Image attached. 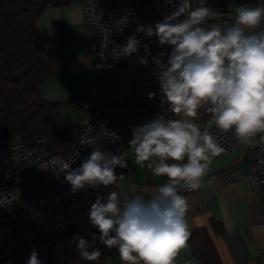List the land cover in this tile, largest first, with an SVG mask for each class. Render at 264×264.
Listing matches in <instances>:
<instances>
[{
    "label": "clouds",
    "instance_id": "1",
    "mask_svg": "<svg viewBox=\"0 0 264 264\" xmlns=\"http://www.w3.org/2000/svg\"><path fill=\"white\" fill-rule=\"evenodd\" d=\"M206 4L207 0H199V6L193 7L191 0H179L174 11L154 26H137L136 32L171 47L166 62L163 53L153 58L154 75L162 104L181 118L158 115L136 126L129 146L136 164L147 162L151 173L167 177V182L147 198L119 191L98 195L88 218L99 236L91 233V241L78 235L72 238L85 261L100 258L98 239L108 249L118 250L122 264H175L191 235L186 219L189 203L180 191L200 189L213 158L225 151L212 129L233 132L240 143L254 145L258 135L264 142V28H260L264 6H236L233 22L224 25L209 23L218 20L220 13ZM141 43L134 34L119 51L125 57L137 54L138 63L147 65L151 50L144 45L145 55L139 56ZM201 110L210 116L204 125L195 122ZM113 139L119 138L113 134ZM94 143L86 132L81 144ZM78 156L76 152L72 159L53 165L64 173L73 193L87 187L109 188L124 179L116 168L128 167L125 153L93 147L72 168ZM11 202L12 198H0V205ZM26 264H42L35 249Z\"/></svg>",
    "mask_w": 264,
    "mask_h": 264
},
{
    "label": "built area",
    "instance_id": "2",
    "mask_svg": "<svg viewBox=\"0 0 264 264\" xmlns=\"http://www.w3.org/2000/svg\"><path fill=\"white\" fill-rule=\"evenodd\" d=\"M193 7L199 0H191ZM179 0H81V24L87 40L94 45L101 63L129 64L136 68L132 80L131 93L120 101L106 99L98 89H90V100L80 107L76 122L79 124L77 136L58 150L50 152L44 137H37L34 147L21 141L0 143V198H12L10 204L0 205V264H26L31 251L35 249L43 261L57 241L62 230L74 226L83 236H90L98 230L91 225L88 212L98 195L115 191L104 186L87 187L75 193L64 180V173H58L53 165L75 157L72 168L78 167L93 150L98 147L109 153V147L121 145L127 132L137 122H150L158 115L166 117L172 113L154 75L153 58L163 55L166 62L170 46H160L156 37L147 38L136 32L137 26H154L174 11ZM249 6H264V0H249ZM231 5V6H229ZM220 13L218 20L209 23L230 24L234 20L231 0H207ZM136 35L142 40L138 55L144 56V45L151 54L148 64L138 63L137 54L125 57L119 51L127 39ZM154 96L149 98V94ZM174 114V113H172ZM195 121L207 123L210 116L201 110ZM89 133L95 140L92 145L81 144ZM218 142L225 149L219 156H227L244 146L251 156L246 179L251 191L257 195L264 191V142L259 135L255 144L240 143L233 132L227 134L212 129ZM113 134L119 139H113ZM259 223L258 226H263ZM97 244L105 251V245Z\"/></svg>",
    "mask_w": 264,
    "mask_h": 264
},
{
    "label": "crops",
    "instance_id": "3",
    "mask_svg": "<svg viewBox=\"0 0 264 264\" xmlns=\"http://www.w3.org/2000/svg\"><path fill=\"white\" fill-rule=\"evenodd\" d=\"M231 2L234 17L236 6L250 4L249 0ZM36 24V40L40 45L51 48L63 43L65 51L74 54L79 63L77 70L55 72L40 86L42 98L62 104L61 114L68 122H76L80 107L90 100V89H98L101 96L115 101L131 93L136 68L100 62L81 24V0L46 8ZM260 28H264V23ZM180 118L173 114V119ZM145 123L135 122L119 146L120 153L127 156L128 167L116 169L117 175L123 174L124 179L109 189L147 198L167 182V177L153 175L147 162L135 163L129 141L133 138V129ZM250 160L244 146L227 156H217L200 189L180 191L189 203L186 219L191 233L199 227L207 229L221 264H264V224L258 226L264 223V191L255 195L250 189L246 179ZM106 264H122L115 247L106 250ZM175 264H196L189 244L179 253Z\"/></svg>",
    "mask_w": 264,
    "mask_h": 264
},
{
    "label": "trees",
    "instance_id": "4",
    "mask_svg": "<svg viewBox=\"0 0 264 264\" xmlns=\"http://www.w3.org/2000/svg\"><path fill=\"white\" fill-rule=\"evenodd\" d=\"M69 2L0 0V143L18 140L32 148L36 138L41 136L46 140L48 151L53 152L79 133V124L70 123L62 116L61 103L50 102L40 95L44 79L55 72L79 68L77 57L67 53L63 43L46 48L36 40V21L42 12ZM201 115L200 112L199 117ZM165 118L173 119V114L168 113ZM119 146H110L109 153L121 154ZM108 194L106 192L104 196ZM74 235L92 240L76 227L67 226L49 249L43 264H106V251L97 242L100 258L92 262L83 260L73 245ZM188 244L198 264H221L205 227L196 228Z\"/></svg>",
    "mask_w": 264,
    "mask_h": 264
},
{
    "label": "rangeland",
    "instance_id": "5",
    "mask_svg": "<svg viewBox=\"0 0 264 264\" xmlns=\"http://www.w3.org/2000/svg\"><path fill=\"white\" fill-rule=\"evenodd\" d=\"M65 113V112H64Z\"/></svg>",
    "mask_w": 264,
    "mask_h": 264
}]
</instances>
